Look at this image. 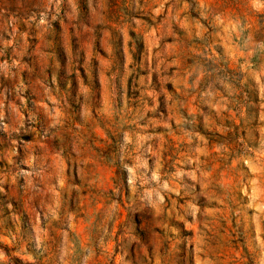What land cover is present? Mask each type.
I'll use <instances>...</instances> for the list:
<instances>
[{
  "label": "rangeland",
  "instance_id": "obj_1",
  "mask_svg": "<svg viewBox=\"0 0 264 264\" xmlns=\"http://www.w3.org/2000/svg\"><path fill=\"white\" fill-rule=\"evenodd\" d=\"M0 264H264V0H0Z\"/></svg>",
  "mask_w": 264,
  "mask_h": 264
}]
</instances>
